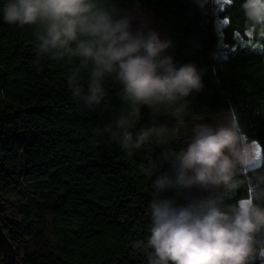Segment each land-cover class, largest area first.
Wrapping results in <instances>:
<instances>
[{
	"label": "trees",
	"instance_id": "1",
	"mask_svg": "<svg viewBox=\"0 0 264 264\" xmlns=\"http://www.w3.org/2000/svg\"><path fill=\"white\" fill-rule=\"evenodd\" d=\"M6 3L0 0V226L12 248L5 254L0 246V264H147L151 250L134 242L150 235L156 175H171L167 165L160 173L154 167L161 148L152 141L129 154L111 140L103 129L126 108L119 83L106 79L99 106L73 100L67 79L79 62L37 61L39 29L6 23ZM242 3L218 9L197 0H140L168 31L177 65H196L204 85L187 98L191 114L161 111L173 121L160 123L173 128L234 108L244 131L264 146V32L250 34L253 47L243 43L249 32ZM218 20L227 21L221 36ZM220 44L226 50L216 58ZM81 83L86 88V73ZM152 117L143 109L136 130ZM185 140L180 132L171 147ZM161 198L185 202L174 190Z\"/></svg>",
	"mask_w": 264,
	"mask_h": 264
},
{
	"label": "clouds",
	"instance_id": "2",
	"mask_svg": "<svg viewBox=\"0 0 264 264\" xmlns=\"http://www.w3.org/2000/svg\"><path fill=\"white\" fill-rule=\"evenodd\" d=\"M241 7L245 31L259 36L264 0H243ZM3 19L39 29L37 61L51 56L79 62L67 79L73 100L99 106L108 96L106 79L119 83L126 108L103 131L122 150L131 154L152 141L161 148L154 167L160 173L167 165L171 175H156L150 235L134 242L137 249L151 250L147 264H264V146L248 136L229 108L213 123H195L185 146L171 147L181 129L156 116L168 109L191 114L187 98L204 85L196 65H177L169 54L172 42L142 18L140 0H127V6L121 0H8ZM145 108L153 119L137 131ZM170 190L183 194L185 202L161 198ZM220 190L224 196L199 195ZM241 191L235 203H226Z\"/></svg>",
	"mask_w": 264,
	"mask_h": 264
},
{
	"label": "rangeland",
	"instance_id": "3",
	"mask_svg": "<svg viewBox=\"0 0 264 264\" xmlns=\"http://www.w3.org/2000/svg\"><path fill=\"white\" fill-rule=\"evenodd\" d=\"M216 3H217L216 7L218 9H222L225 6V4H228V3L223 2V0H216ZM141 16H142V18H144L148 21L150 27H152L155 31H157L159 33L160 38L162 40H167V38L169 36L168 31L166 30L164 25L156 18V16L153 13H151L148 10H146L145 8L141 7ZM226 23H227L226 20H218L217 21V26H218L217 32L220 36H221V34H220L221 29L220 28L222 26L224 27L226 25ZM250 34L252 35L253 38H255V35L252 32H249V34L247 35L248 38L246 40L244 39L243 43H247V45H251V47H253L255 45V42L249 37ZM259 36H260V34H259ZM219 47H220L219 51L215 55L216 58H218L219 56H222L224 49L226 50V48H224L221 44L219 45ZM260 47H261V45L259 44L254 49L259 50ZM230 50H233V48H230ZM169 54L172 55L170 50H169ZM156 118L160 122H164V123H170L171 121H173L172 118L162 117L160 115L156 116ZM205 118L206 117L192 118L189 121H185V122H182L179 124V127L181 129V133L185 136V139H186L185 144L187 142L188 137L191 135V129L195 123H213V121H214V118H210V120H204ZM152 119H153V117H152ZM180 195L182 198H184L183 194H180ZM4 252H5V254H7L10 251H4Z\"/></svg>",
	"mask_w": 264,
	"mask_h": 264
},
{
	"label": "water",
	"instance_id": "4",
	"mask_svg": "<svg viewBox=\"0 0 264 264\" xmlns=\"http://www.w3.org/2000/svg\"><path fill=\"white\" fill-rule=\"evenodd\" d=\"M0 246L4 251H10V249L12 248L1 226H0Z\"/></svg>",
	"mask_w": 264,
	"mask_h": 264
},
{
	"label": "crops",
	"instance_id": "5",
	"mask_svg": "<svg viewBox=\"0 0 264 264\" xmlns=\"http://www.w3.org/2000/svg\"><path fill=\"white\" fill-rule=\"evenodd\" d=\"M210 118H215V117H206L204 120H210Z\"/></svg>",
	"mask_w": 264,
	"mask_h": 264
}]
</instances>
